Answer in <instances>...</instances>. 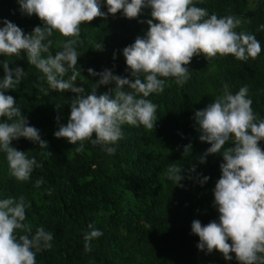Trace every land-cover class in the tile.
Wrapping results in <instances>:
<instances>
[{
  "label": "trees",
  "instance_id": "obj_1",
  "mask_svg": "<svg viewBox=\"0 0 264 264\" xmlns=\"http://www.w3.org/2000/svg\"><path fill=\"white\" fill-rule=\"evenodd\" d=\"M101 3L105 5L101 11L107 13L106 0ZM194 3L207 9L209 15L240 19L241 24L234 30L254 34L261 44V53L247 61H238L231 55H217L209 60L203 54L194 56L186 66L191 75L183 87L174 78H167L163 93L146 98L158 106L154 129L123 125L124 139L113 145L116 152L111 156L90 141H85L84 152L77 153L74 149L79 143L71 145L64 138H56V117L60 116L59 123L67 124L70 100L76 93L49 89L45 95L35 85L47 89L46 79L29 64L26 53L20 57L0 55V79L5 61L10 68L20 66L25 71L21 82L5 94L15 98L16 106L29 124L40 130L48 145L40 147L24 138L12 141L11 146L26 152L29 158L35 156L41 165L34 168L27 182L10 176L5 154L0 152V198L23 195L31 204L26 209L25 222L32 226L33 234L37 227L43 226L54 237L50 249L36 253L37 264H239L235 253H230L233 259L226 261L217 250L210 254L206 249L199 250V237L191 231L193 220L202 225L212 220L219 222L213 189L224 162L222 153H216L209 154L205 163H199V157L211 145L199 140L193 117L196 110L205 108L222 94L226 83L233 94L247 85L253 111L264 119V31L260 30L264 25V0H194ZM150 12L142 9L137 18L129 19L121 10L82 24L76 46L80 53L77 78L73 83L82 86L85 94L90 93L99 77L90 76L89 68L96 72L108 68L116 75L128 76L130 70L126 71L123 49L133 44L137 36H145ZM5 19L25 34H31L36 26L43 27L35 14L28 16L21 12L18 0H0V28ZM50 39L53 40L50 52L55 55L62 50L60 42L72 38L54 32ZM97 44L102 48L96 49ZM47 55L42 53L43 57ZM71 75L73 72L69 70L64 79ZM114 87V83L102 85L97 91L100 94ZM5 119L0 118V122ZM258 143L264 151V140ZM189 144L191 148L185 151ZM171 165L181 167V175L185 177L180 182L183 187L166 178ZM193 165L196 172L189 171ZM197 174L200 178L208 176V181L201 185ZM41 177L45 183L36 188L35 181ZM48 189L52 190L51 195ZM89 223L103 235L91 241V252H85L83 236L90 231Z\"/></svg>",
  "mask_w": 264,
  "mask_h": 264
},
{
  "label": "clouds",
  "instance_id": "obj_2",
  "mask_svg": "<svg viewBox=\"0 0 264 264\" xmlns=\"http://www.w3.org/2000/svg\"><path fill=\"white\" fill-rule=\"evenodd\" d=\"M18 3L22 13L35 14L43 27L36 26L31 34H25L16 24L3 20L0 55L20 57L26 53L29 64L46 79L47 89L35 85L45 95L49 89L76 93L70 100L67 124L59 123L60 116L56 117L58 130L54 136L66 139L71 145L79 143L74 149L77 153L84 152L85 141H90L108 155H114L113 145L124 139L125 124L153 130L158 106L146 98L163 93L167 78H174L183 87L191 75L186 66L194 56L203 54L209 60L217 55H231L238 61H247L256 59L262 51L254 34L234 30L241 24L240 19L209 15L207 9L195 6L194 0H106L107 13L101 11L105 6L101 0H18ZM146 8L151 10V19L146 21L145 36H137L133 44L123 49L129 75H116L108 68L101 72L89 68V75L99 79L90 93L85 94L82 86L73 83L77 78L80 53L76 46L81 25L121 10L125 17L134 19ZM260 30L264 31V25ZM54 32L72 38L61 41L62 50L55 55L50 52L53 46L50 37ZM95 48L101 49L102 45ZM42 53L48 55L43 57ZM2 67L0 118L6 119L0 122V152L5 154L10 176L27 182L34 168L41 165L35 156L29 158L26 152L11 146L12 141L24 138L40 147L48 145L40 130L31 126L16 106L15 98L5 94L21 82L25 71L20 66L10 68L6 61ZM69 70L73 75L65 80ZM113 83L114 88L98 94L100 86ZM252 103L247 85L233 94L225 83L222 94L205 108L196 110L193 117L199 140L211 145L199 157V163H205L209 154L216 153H222L224 162L220 164L221 176L213 189L219 222L212 220L202 225L199 220H193L191 231L199 237V250L206 249L209 254L217 250L226 261L233 259L230 253H235L239 264H264V151L258 143L264 140V119L254 113ZM226 144L232 146L225 147ZM189 148L191 144L185 146V151ZM181 171V167L171 165L166 178L183 187L180 182L185 177ZM189 171L196 172L195 165ZM208 179L197 174L201 185ZM44 183L41 177L34 186L40 188ZM51 191L48 189L47 193L51 195ZM30 207L23 195L0 198V264H37L36 253L52 247L54 237L50 231L40 226L33 234L32 226L25 222L26 209ZM87 227L90 231L83 236L84 250L91 252V241L103 233L93 223Z\"/></svg>",
  "mask_w": 264,
  "mask_h": 264
}]
</instances>
